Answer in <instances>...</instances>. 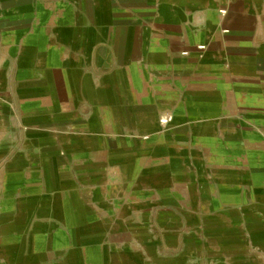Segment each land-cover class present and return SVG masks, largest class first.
Instances as JSON below:
<instances>
[{
    "label": "crops",
    "instance_id": "1",
    "mask_svg": "<svg viewBox=\"0 0 264 264\" xmlns=\"http://www.w3.org/2000/svg\"><path fill=\"white\" fill-rule=\"evenodd\" d=\"M0 264H264V0H0Z\"/></svg>",
    "mask_w": 264,
    "mask_h": 264
},
{
    "label": "built area",
    "instance_id": "2",
    "mask_svg": "<svg viewBox=\"0 0 264 264\" xmlns=\"http://www.w3.org/2000/svg\"><path fill=\"white\" fill-rule=\"evenodd\" d=\"M167 120H168V118L166 117V119H161V122H162L163 124H165Z\"/></svg>",
    "mask_w": 264,
    "mask_h": 264
},
{
    "label": "rangeland",
    "instance_id": "3",
    "mask_svg": "<svg viewBox=\"0 0 264 264\" xmlns=\"http://www.w3.org/2000/svg\"><path fill=\"white\" fill-rule=\"evenodd\" d=\"M168 118V117H167ZM162 119H165V118H162ZM160 122H161V119H160ZM161 124H163L162 122H161Z\"/></svg>",
    "mask_w": 264,
    "mask_h": 264
}]
</instances>
